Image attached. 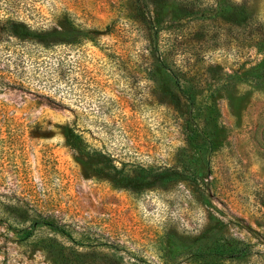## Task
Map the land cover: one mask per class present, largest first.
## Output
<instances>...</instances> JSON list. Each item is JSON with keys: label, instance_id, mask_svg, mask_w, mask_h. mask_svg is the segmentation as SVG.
I'll use <instances>...</instances> for the list:
<instances>
[{"label": "rangeland", "instance_id": "obj_1", "mask_svg": "<svg viewBox=\"0 0 264 264\" xmlns=\"http://www.w3.org/2000/svg\"><path fill=\"white\" fill-rule=\"evenodd\" d=\"M8 20L83 33L43 53L8 36ZM2 44L33 55L0 63L21 75L0 87V129L22 124L4 142L2 200L70 239L18 242L0 222V264H60L42 247L51 237L77 252L67 264H192L181 244L217 233L253 251L222 264H264V0H0ZM153 44L211 107L194 123L171 81L146 73ZM195 125L213 151L192 183L164 169L195 152Z\"/></svg>", "mask_w": 264, "mask_h": 264}, {"label": "trees", "instance_id": "obj_2", "mask_svg": "<svg viewBox=\"0 0 264 264\" xmlns=\"http://www.w3.org/2000/svg\"><path fill=\"white\" fill-rule=\"evenodd\" d=\"M8 28H5L8 36H15L22 42H30L33 46H40L42 52L51 50L55 46H66L69 44V37L78 38L82 36L79 29L63 27L48 30L31 29L25 23L8 20ZM35 41V42H31ZM27 47L5 46L0 45V63L2 58L14 55L18 59L25 57L32 59L33 55L26 50ZM42 54V53H41ZM149 65L145 69L150 76L166 77L171 81L172 87L175 89L177 97L184 101L185 108L189 114V119L192 123L202 115L203 108L211 110V107L205 106L203 108L198 104V94L190 86L179 70L172 68L168 62L163 58V53L157 44H153L148 51ZM5 66H0V87H11L13 85H20L18 80L21 75H11ZM153 78V77H152ZM154 79V78H153ZM207 120L209 118H206ZM7 130L0 129V159H3L7 154L8 147L4 142L12 143L13 137H20L19 126L22 124L16 122L12 117H6ZM7 133V134H6ZM206 130L200 129L197 125L190 129L189 142L194 147L195 152L192 155L184 154L183 159L177 169L166 167L164 170H177L190 182H197L204 176H207L210 169V159L208 155L213 151L212 140ZM7 135V136H6ZM211 135V134H210ZM79 137V136H78ZM107 156V155H106ZM4 194H0V222L7 224V228L14 233L18 242H25L33 238L37 231L42 229L47 230L53 235H58L70 239V235L65 230L64 224L54 221L47 214L42 212L35 213L30 216L27 211L21 209L17 202H5ZM46 252L60 264H67L69 262V255L77 253L72 251L70 247L65 246L58 241L56 237L48 238L42 244ZM182 249L176 254L185 261L192 264H222L224 262L241 261L252 256L253 251L249 243L244 240L237 239L223 234H213L209 237H201L194 242H186L181 244ZM117 264L122 263V258L119 257ZM139 264H151L143 258H136ZM137 264V263H133Z\"/></svg>", "mask_w": 264, "mask_h": 264}]
</instances>
